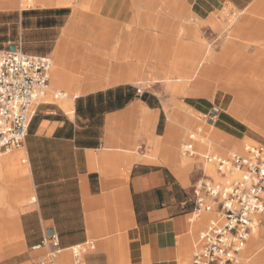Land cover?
Here are the masks:
<instances>
[{
	"label": "crops",
	"instance_id": "0c3cea01",
	"mask_svg": "<svg viewBox=\"0 0 264 264\" xmlns=\"http://www.w3.org/2000/svg\"><path fill=\"white\" fill-rule=\"evenodd\" d=\"M179 1H186L199 14L207 12L212 2L237 11V16L247 11L264 13V0ZM19 3L20 0H4V9L20 7ZM34 3L38 5L20 7L13 22H0V27L12 25L6 34H0L1 47L20 43L26 53L50 58L61 45L63 62L66 49L73 44L72 34L82 24L87 25L83 28L107 25L114 34L116 24L136 12L131 19L136 20L142 31L137 30L133 37L130 57L146 61L152 83L157 84V78L168 74L174 80L189 81L179 97H201L209 96L210 86L241 82L242 60H238L241 65L236 69L231 65L235 74L231 78H220L219 74L225 70L214 63H222L223 59L213 56L204 74L197 75L205 58L194 57L199 45L194 48L196 42L192 40L184 56L172 55L173 49L167 43L172 36L178 37L186 21L182 12L167 8L139 12V7L147 6L149 0H97L92 14L81 10L70 16V0H34ZM136 15L142 17L137 20ZM222 15L227 17V11ZM170 19L181 23L177 21V25L170 26ZM258 27L264 34V21H259ZM100 34L97 32L98 36L88 40V44L109 43ZM122 37L115 38V45ZM95 51L100 56L85 58L78 69L97 71L103 76L109 58L99 49ZM260 67L264 70V62L256 63L254 70ZM246 68L250 70L251 64ZM69 76L73 75L61 73L56 84L65 83L66 90ZM251 82V86H221L217 90L232 97L226 113L264 134V85ZM124 84L132 85L121 82L92 89L83 85L89 89L70 102L63 100L61 106L40 104L23 148L9 151L7 158L0 161V181L5 175L11 177L10 181L23 180L22 194L13 204L22 206L26 198H34L31 203L28 199L31 208L17 217H12V208L8 212L0 209V221L5 220L1 232L5 237L12 234L17 237L0 255V264L32 261L33 247L40 244L44 234L56 235L64 252L91 243L94 247L84 255V264H179L181 255H189L192 234L201 222L190 218L194 210L192 192L182 184L186 183V175L172 143L176 140L177 126L185 130L192 127L193 111L184 103L174 104L167 110L166 125L156 96L136 95L134 87ZM78 85L75 81L71 87L76 89ZM210 127L215 130L210 134L212 144H199L217 150L224 142L219 136L222 133ZM149 139L159 155L155 159L146 156ZM236 147L234 144L231 148ZM22 156L25 166L18 163ZM2 195L0 191V199Z\"/></svg>",
	"mask_w": 264,
	"mask_h": 264
},
{
	"label": "rangeland",
	"instance_id": "374dc122",
	"mask_svg": "<svg viewBox=\"0 0 264 264\" xmlns=\"http://www.w3.org/2000/svg\"><path fill=\"white\" fill-rule=\"evenodd\" d=\"M72 6L70 7V16L73 12L77 11H86L87 14H92L96 8L97 0H89L88 4L83 5V3H78L77 0H70ZM4 0H0V22L9 21V23L15 20V14L19 10L20 7H9L4 9L3 5ZM212 7H210L207 12L203 14H199V12L194 13L189 4L186 1H179V0H149L147 6L139 7V12H146L147 8L152 9H161L167 8L177 12H182L186 21L185 24H189L194 31H197L198 39L196 38L194 43V48L198 46V50L193 54L197 59H204L207 56V53L213 56L215 59H223L222 63L215 62L214 65H221L225 73H220V78L225 76L226 78H231L234 74V70L232 71L231 65L233 67L238 68L240 67L241 63L238 60H242L243 69L241 71V82L240 83H221L219 86H210V94L209 96H201V97H179L180 94H174L171 90L167 87V79L162 77L161 79H156V83H151L147 85L139 84V82H135L134 84H124L129 88L138 87L144 91L145 94H153L160 100V104L162 107L163 112V119L165 124L167 125L166 121V113L168 109L173 108L177 103H184L190 109H192V127H189L188 130L183 129L180 126H177L176 132V140L172 143L173 149L177 151L178 159H181V169L184 171L186 175V183H182L185 187L190 186V182L192 178L190 173L192 169L196 166H203L206 174L209 176H214V169L212 167L206 166L201 156L203 154L209 153L214 155L226 156L232 152H240L245 145H263L264 146V134L259 133L258 131L254 130L247 124L243 123L239 119L229 115L225 112L228 105L232 101V97L224 92L217 90L220 89L221 86H233V87H242V86H251L252 80L257 82L260 85H264V70L262 67L258 69V71L254 70L256 63H262L264 60V34L261 32L262 29H259L258 22L264 21V13H253L250 11L245 12L244 14L238 15V12L232 9H228L226 5H221L219 2H212ZM38 3H34L30 7L37 6ZM24 8V7H23ZM25 8V9H27ZM227 11L228 16L224 17L223 12ZM136 12H132L131 16H129L126 20L124 19L123 22H118L116 24V28L114 34L112 33L113 30H110L107 25L98 24L94 25L93 28H83V26H87L82 24L80 28L75 29L74 33L72 34L73 44H71L66 49V55L64 57L65 61L62 62L60 66V70L65 75H74L80 69L81 63L84 61L85 58L89 56H97L99 57L100 54L96 53V49H99L98 52H103L107 54L109 58L111 50L118 47V44L115 45L116 39L119 36L123 37H130L132 38L134 34L130 33L131 30L142 31L138 25L132 24V15ZM153 13H155L153 11ZM96 16H99V10L97 9ZM67 18L68 20L70 19ZM247 19H244L246 18ZM131 19V21H130ZM233 20L232 23H229V20ZM130 21V22H129ZM181 23V20H177ZM177 21L174 19L169 20V25H177ZM147 23V21H146ZM101 26V27H100ZM257 26V27H256ZM12 28V25L9 27H0V34H6ZM111 31V36L109 34ZM97 32H101L102 38H106V41L109 43H102L98 44L97 46L93 44H88V40H92L94 37H97ZM117 36V37H116ZM116 38V39H115ZM79 43H75L78 41ZM177 42V43H176ZM191 43L189 38L183 37L178 38L172 36L170 42L167 43L169 48L173 49L172 55H179L184 56L186 54V49L190 46L188 44ZM1 47V46H0ZM209 51V52H207ZM25 52V51H24ZM26 53V52H25ZM177 53V54H176ZM29 54V53H27ZM33 55V54H30ZM103 56V55H102ZM53 57H50V61L52 63L51 70H50V90L45 98L46 102L54 103L58 106H61V102L65 98H60L57 100L53 99L54 94L62 92L64 90L65 83L58 82L57 84L54 83L52 80V70L54 69V62ZM110 59V58H109ZM108 59V61H109ZM237 59V60H236ZM72 62L74 66L72 67L69 62ZM211 61V59H210ZM251 64V69L249 70L246 68V65ZM209 65V61H205L203 66ZM80 72V71H79ZM82 72V70H81ZM197 72V71H196ZM237 74V73H236ZM238 75V74H237ZM222 76V77H221ZM154 77V76H153ZM171 77V76H170ZM171 79H173L171 77ZM251 80V81H248ZM174 80V79H173ZM131 86V87H130ZM262 89V88H261ZM175 97V98H173ZM65 111V110H64ZM66 112V111H65ZM212 127L222 133L219 135L221 139L224 141L221 146H217V150H214L212 146L206 147L201 146L199 143L211 145L212 144V137L210 134H214L215 130H212ZM200 129L198 132L197 130ZM196 134V139L199 141L195 142V150L196 156L194 158H185L180 154V146L183 143L188 141L190 135ZM165 136V135H164ZM164 136L161 138L163 140ZM152 139H149L146 142V156H149L151 159H155L159 155L154 152L152 143ZM161 140V143H164ZM236 144L238 147L236 149H232L231 147ZM138 148V146H137ZM20 149V148H18ZM18 149H12V151H16ZM136 151V148L133 149ZM3 153V152H0ZM1 159V158H0ZM3 159V158H2ZM25 160V157L22 156L19 158L18 163L20 165L25 166L22 164V161ZM3 170H5V165H2ZM11 180V177L4 176V180L0 181V191L2 192V198L0 209L4 210V212H8L11 210L14 211V216L17 217L19 214L26 212L31 208V205L28 202V198L22 203V206L14 205V201L16 200L19 195L22 194V187L20 186L23 180ZM18 201V200H16ZM193 222L201 221V225L198 229H196L192 234V239L190 241L189 246V255H188V263L191 264V257L193 254V245L198 239V235L201 231L205 229L208 224V220L213 218L211 215L206 213H201L199 218H195L194 216H190ZM5 222L0 221V255L4 252V249L7 246H10L13 242L17 241V237L12 234L11 237H5L3 232H1V225ZM260 226H264V218H262V223ZM258 230L256 233H258ZM260 241H264V234L261 235ZM7 242V243H6ZM193 243V244H192ZM95 244V243H94ZM248 247V243H247ZM246 249V248H245ZM97 250V245L95 244V251ZM90 253V251H88ZM87 252V253H88ZM65 253V255H64ZM59 255L61 256L60 260L59 257L57 258L58 264H71V256L70 253L64 252ZM256 255L262 256L260 259L257 260L254 264H264V248L263 250L256 251ZM43 254V250L32 251L31 256L34 258L30 262H26L24 264H36L37 259L40 255ZM242 262V260H241Z\"/></svg>",
	"mask_w": 264,
	"mask_h": 264
},
{
	"label": "built area",
	"instance_id": "2783aa9c",
	"mask_svg": "<svg viewBox=\"0 0 264 264\" xmlns=\"http://www.w3.org/2000/svg\"><path fill=\"white\" fill-rule=\"evenodd\" d=\"M11 45L14 51L9 50ZM51 66L49 57L27 54L20 43L0 48V152L23 148L36 110L46 102ZM135 94L144 91L135 87ZM63 96L59 92L53 99ZM195 138L196 134L190 135L180 146L183 157L196 156ZM201 158L215 175H207L202 165L192 169V216L206 213L213 218L193 245L191 264H240L252 233L264 218V146L245 145L240 152L206 153ZM93 247L85 243L69 248L71 264H84V255ZM33 249L43 250L36 264H58L64 252L54 234H44Z\"/></svg>",
	"mask_w": 264,
	"mask_h": 264
},
{
	"label": "bare ground",
	"instance_id": "6f19581e",
	"mask_svg": "<svg viewBox=\"0 0 264 264\" xmlns=\"http://www.w3.org/2000/svg\"><path fill=\"white\" fill-rule=\"evenodd\" d=\"M33 2L34 0H20L19 4H20V7H30L31 5H33ZM141 17L142 16L136 15L135 19L139 20ZM135 21L133 19L132 21L133 26H135ZM130 33L132 34L136 33V29L131 30ZM133 37L132 38H130L129 36L124 37V38L122 37L123 39H120L119 41L120 43L118 44V47L111 50L110 56H109L110 59L108 62V67H107L108 69H107V72L103 76L97 71L88 72V71H83V70L82 72L81 70H79L80 72L79 71L76 72V74H74L71 77L69 76L66 79L67 82L69 83V87L66 90H63L61 92L64 95L62 98H65L64 99L65 102L66 103L70 102L75 96L82 94L84 91H86L89 88L91 89L100 88L107 84H115V83H121V82L132 83V84H134L135 82H139V84H143V85L151 84L152 82L150 81V78H149L150 70L146 68V61L140 60V59H132L130 57V52H131V47H132L131 43L134 40ZM183 37H187L189 38V40H192V42L193 41L196 42L195 39L196 38L198 39V34H197V31H194L193 28H191L189 24L183 23V26L180 30L178 38H183ZM197 45H200V44H197ZM61 53H62V46L60 45L56 49V52L52 58L54 62V69L52 70V80L54 81L55 84H56V80L59 78L60 74L62 73L60 70V66L62 65ZM210 59H211V55L207 53L206 58L203 60V62H201L202 64L200 65L197 71V75L204 74L206 67H207V66H203L204 62L207 60L209 61V64H210L211 63ZM164 78L167 79V82H166L167 87L171 90V92L174 94H180V95L183 94V89L189 82V81H185L181 79L173 80L168 74H165ZM157 79H161V78H157ZM75 81H78L79 85L76 89H73L71 87V84L74 83ZM83 85L90 86V87L89 88L82 87ZM198 130L200 131V129ZM196 140L199 141L198 139ZM8 154H9V151L0 153V158H1L0 161L5 160ZM33 201H34V198L30 196L29 202L31 203ZM209 221L210 219L208 220V222ZM258 230L260 231L256 233ZM263 234H264V226H258V228L254 230V232L252 233L248 241V247L246 246V249L244 250L242 254V262L240 264H254L255 262H257L258 259L262 257L261 255L257 256L256 251L263 250L264 248V241H260L261 235ZM60 258L61 256L59 257V260ZM59 260L57 263H59ZM179 264H189L188 256L181 255Z\"/></svg>",
	"mask_w": 264,
	"mask_h": 264
},
{
	"label": "water",
	"instance_id": "95a60500",
	"mask_svg": "<svg viewBox=\"0 0 264 264\" xmlns=\"http://www.w3.org/2000/svg\"><path fill=\"white\" fill-rule=\"evenodd\" d=\"M10 51H14V45L9 46Z\"/></svg>",
	"mask_w": 264,
	"mask_h": 264
}]
</instances>
